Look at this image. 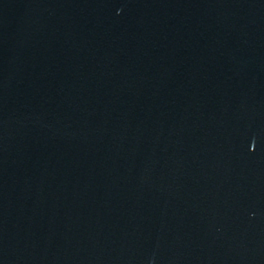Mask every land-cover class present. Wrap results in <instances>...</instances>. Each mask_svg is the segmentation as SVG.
I'll return each mask as SVG.
<instances>
[{
  "label": "water",
  "instance_id": "water-1",
  "mask_svg": "<svg viewBox=\"0 0 264 264\" xmlns=\"http://www.w3.org/2000/svg\"><path fill=\"white\" fill-rule=\"evenodd\" d=\"M0 264H264V0H0Z\"/></svg>",
  "mask_w": 264,
  "mask_h": 264
}]
</instances>
